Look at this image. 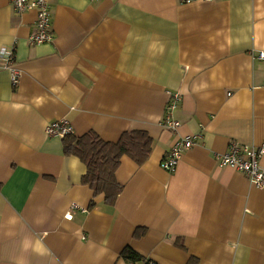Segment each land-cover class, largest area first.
<instances>
[{
  "label": "crops",
  "instance_id": "1",
  "mask_svg": "<svg viewBox=\"0 0 264 264\" xmlns=\"http://www.w3.org/2000/svg\"><path fill=\"white\" fill-rule=\"evenodd\" d=\"M48 3L52 41L32 46L35 11L0 0V49L14 47L19 74L0 61V264H126L125 248L154 264H264V188L217 162L234 144L264 149V0ZM168 93L181 98L175 132ZM60 122L152 139L142 165L121 158L113 206L89 209L84 165L46 133Z\"/></svg>",
  "mask_w": 264,
  "mask_h": 264
},
{
  "label": "built area",
  "instance_id": "2",
  "mask_svg": "<svg viewBox=\"0 0 264 264\" xmlns=\"http://www.w3.org/2000/svg\"><path fill=\"white\" fill-rule=\"evenodd\" d=\"M199 0H180V3H191ZM215 1V0H200ZM16 14L33 10L36 13L34 31L28 37V44L32 46L43 45L52 41L51 13L48 0H11ZM260 59H264V54H259ZM15 49L14 47H3L0 49V61L3 69L11 74L12 83H16L18 72L14 67ZM178 93H168L167 103L162 119V125L175 132L180 124L174 119L173 114L180 103ZM49 136L61 137L72 134V128L66 122L52 123L46 128ZM194 146L193 138H184L175 143L168 151L161 162V168L167 172L174 170L184 152ZM263 148L241 147L237 144L231 145L228 152L217 158L220 167L230 166L245 174L249 182L258 188H264V171L259 164V159L263 154ZM72 209H76L75 206Z\"/></svg>",
  "mask_w": 264,
  "mask_h": 264
},
{
  "label": "trees",
  "instance_id": "3",
  "mask_svg": "<svg viewBox=\"0 0 264 264\" xmlns=\"http://www.w3.org/2000/svg\"><path fill=\"white\" fill-rule=\"evenodd\" d=\"M61 142L64 156L77 158L86 169L81 183L92 191L89 209L94 208V200L99 196L103 197L106 205L113 206L123 189L115 177L121 158L128 157L140 166L146 162L153 147L152 139L138 131L122 135L116 143L105 142L94 132L80 137L68 134ZM142 235L143 230H138L134 237ZM120 257L126 264H154L130 248H125Z\"/></svg>",
  "mask_w": 264,
  "mask_h": 264
}]
</instances>
